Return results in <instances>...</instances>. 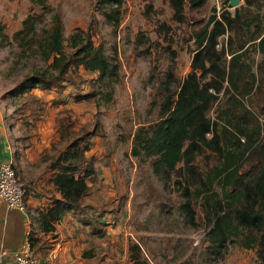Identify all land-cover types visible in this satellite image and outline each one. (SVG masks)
<instances>
[{
  "label": "rangeland",
  "instance_id": "obj_1",
  "mask_svg": "<svg viewBox=\"0 0 264 264\" xmlns=\"http://www.w3.org/2000/svg\"><path fill=\"white\" fill-rule=\"evenodd\" d=\"M251 1L254 3L250 6L245 0L230 6L229 1L206 0L193 7L189 0H183L182 18L177 19L170 0H124L119 21L115 23L104 15V11L109 12L104 0H0L3 121L12 136H19L22 145L30 147L25 155L36 160L39 173L46 170L68 142L77 137L86 140L89 135L93 142L89 156L96 182L86 200L96 199L97 203L102 200L104 205L100 207L106 209L110 218H116L115 224L114 219L109 222L114 232L101 238L99 245L105 252L114 246L122 257L121 264H136L129 249L134 243L140 248L139 260L145 264H257L255 250L237 244L222 252H210L201 201L195 198L191 201L193 223L183 208L184 189L216 164L215 151L205 149L196 156L192 162L197 172L194 176L179 163L169 178L154 173L150 158L131 154L135 130L159 120L162 102L176 95L191 71V62L198 51L194 36L213 8L217 19L226 10L233 20L231 30L218 36L206 67L217 63L220 75L228 70L231 53H240L247 69L243 64L242 67L248 70L246 84L242 81L241 85L249 88V92L244 94L240 90L241 94H237L230 88L238 99L236 104L242 102L245 107L235 108L236 99L229 97L226 89L229 85L224 82L208 115L217 122L220 137L224 130L235 132L223 118L225 111L234 115L246 113L253 119V126L263 128L264 52L257 45L259 39L254 38L259 30L264 35V0ZM54 14L62 22L66 53L72 50L69 36L82 31L94 46L103 47L110 63L117 65V78L109 79L113 88L111 102L103 98L108 88L102 86L96 73L88 72L82 65L70 66L67 77L58 81L57 88L37 87L19 94V87L16 91L18 84L33 71H51L50 61L44 62L37 51L24 50L16 40V33L29 16L36 22L37 32L42 33L51 25ZM214 79L218 80L216 76ZM59 128L66 130V137L54 140ZM49 138L50 146L43 147ZM206 138L211 139L212 134ZM259 139H264L263 129ZM249 162L245 161L244 169L249 168ZM33 166L34 163L31 169ZM105 182L111 196L97 189Z\"/></svg>",
  "mask_w": 264,
  "mask_h": 264
},
{
  "label": "trees",
  "instance_id": "obj_2",
  "mask_svg": "<svg viewBox=\"0 0 264 264\" xmlns=\"http://www.w3.org/2000/svg\"><path fill=\"white\" fill-rule=\"evenodd\" d=\"M205 1L189 0L193 7L200 6ZM227 1L229 0H224ZM104 2L109 6V12L104 11V15L109 21L117 23L124 0ZM170 2L176 10L177 19H181L183 0ZM253 3L245 0L247 6ZM232 20L226 10L217 19L213 8V13L194 36L195 50L198 51L191 62V71L183 79L176 95L162 102L159 120L147 126L140 125L135 130L131 154L134 157L150 158L154 173L161 178H169L179 163H183V168L194 176L197 172L192 162L196 156L205 149L215 151L216 164L203 177L194 178L192 184L184 189L186 201L183 208L191 220L194 215L192 199L201 201L208 224L207 240L210 252H222L229 245L237 244L242 248L254 249L257 264H264V139H259L264 126L262 129L259 125L253 126V119L246 113L234 115L225 111L223 118L235 128V132L224 130L220 137L216 131L217 122L208 115L224 82L229 85L226 88L230 93L229 97L236 99L233 104L235 108L244 106L242 102L236 104L238 99L232 91L237 94L240 90L244 94L249 92V88L241 85L242 81L246 84L244 79L248 70L240 53H231L228 70L222 71L220 75L217 63L206 67L210 58L209 52L215 50L218 36L227 29L231 30ZM255 34L254 39H259L257 45L264 52L262 30ZM16 35V40L24 50L37 51L44 62L50 61L48 66L51 69L49 72L35 70L24 78L16 88V91L21 88L17 91L19 94L37 87L44 90L57 88L58 81L67 77L70 66L82 65L88 72L96 73L102 86L108 88L103 98L106 102H111L113 88L109 79L112 81V77L117 78V65L110 63L103 47L94 46L92 40L82 31L73 32L69 36L72 50L66 53L63 48V26L58 14L51 16V25L48 29H43L42 33L37 32L36 22L29 16L23 21L22 29ZM205 57L207 59L204 61ZM208 74L211 75L209 79L206 78ZM230 88L232 91H229ZM84 97L88 95L84 94ZM207 134H212V138L207 139ZM65 137L66 130L59 128V138ZM84 139H72L50 164V169H56L50 181L60 193L61 199L55 200L53 207L39 214L38 221L46 231L54 230V223L59 220L58 215L62 211L83 208V200L90 194L88 183L94 179L95 171L91 158L86 153L91 150L93 142L89 135ZM249 157L254 158L250 160ZM247 160L250 161V166L244 169ZM17 176L21 178L18 173ZM27 185L23 197L26 209L27 196L31 191L28 183ZM189 185L193 187L192 191L189 190ZM104 215L101 213V216ZM106 216V225L110 226L111 219H114L112 224H115L116 218H110L108 213ZM191 222L193 223L192 220ZM98 227L93 225V234L103 236L105 230ZM29 242L33 249L31 234ZM129 249L136 264H145L139 260L140 248L136 243L130 244Z\"/></svg>",
  "mask_w": 264,
  "mask_h": 264
},
{
  "label": "crops",
  "instance_id": "obj_3",
  "mask_svg": "<svg viewBox=\"0 0 264 264\" xmlns=\"http://www.w3.org/2000/svg\"><path fill=\"white\" fill-rule=\"evenodd\" d=\"M2 109L3 106L0 103V162L12 161L13 167L15 168V164L21 178L28 181L31 191L27 196V209L24 213L7 209L4 203L0 201V264H15L10 252L24 241L27 231L33 238V250L37 257L36 264H121L122 257L118 256L119 252L114 246L105 252L99 245L101 238L114 232L111 229L112 225H106L108 212L100 207V204L104 205L101 203L102 200L97 203L96 199L91 201L85 198L83 208L64 210L58 215L59 220L58 223H54V230L46 231L43 229L38 221L39 214L53 207L55 200L61 199L60 193L50 181L56 169H50L51 161L46 170L40 173L37 171L36 160L25 155L30 147L26 144L22 145L21 138H17L19 136L15 138L10 134V129L3 121ZM56 135L54 140H59L58 133ZM49 141L51 138L45 142L43 147L50 146ZM89 153L92 152L86 153L88 157H90ZM24 157L25 159H23ZM90 158L92 159V157ZM33 163L34 169H31L30 166ZM95 178L94 172V179L88 183L90 194L95 186ZM97 189H100L102 193L112 195L107 190L106 182ZM92 209L94 210L92 211ZM101 213L105 215L101 216ZM95 220H97L96 223ZM94 224L105 230L103 236L98 237L93 234L92 227ZM2 250H6L7 254H2Z\"/></svg>",
  "mask_w": 264,
  "mask_h": 264
},
{
  "label": "built area",
  "instance_id": "obj_4",
  "mask_svg": "<svg viewBox=\"0 0 264 264\" xmlns=\"http://www.w3.org/2000/svg\"><path fill=\"white\" fill-rule=\"evenodd\" d=\"M27 187V182L17 176L12 161L0 162V201L4 203L7 209L26 212L23 197ZM29 234L30 232L27 231L24 241L10 252L15 264H36L37 262V257L29 242ZM1 253L7 254V251L2 250Z\"/></svg>",
  "mask_w": 264,
  "mask_h": 264
},
{
  "label": "water",
  "instance_id": "obj_5",
  "mask_svg": "<svg viewBox=\"0 0 264 264\" xmlns=\"http://www.w3.org/2000/svg\"><path fill=\"white\" fill-rule=\"evenodd\" d=\"M230 6H237L239 4V0H229Z\"/></svg>",
  "mask_w": 264,
  "mask_h": 264
}]
</instances>
